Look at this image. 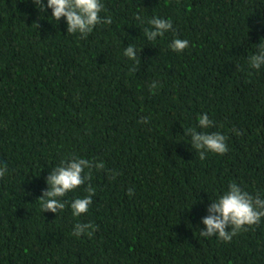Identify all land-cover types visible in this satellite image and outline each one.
Listing matches in <instances>:
<instances>
[{
    "label": "trees",
    "instance_id": "16d2710c",
    "mask_svg": "<svg viewBox=\"0 0 264 264\" xmlns=\"http://www.w3.org/2000/svg\"><path fill=\"white\" fill-rule=\"evenodd\" d=\"M102 3L111 22L83 37L33 0H0V264H264V219L229 242L199 234L229 183L264 193V68L246 63L264 0ZM153 16L175 31L149 42ZM204 112L228 151L201 160L188 130ZM73 156L104 162L60 197L92 187L89 211H43L49 175ZM78 221L93 228L75 236Z\"/></svg>",
    "mask_w": 264,
    "mask_h": 264
},
{
    "label": "clouds",
    "instance_id": "9594fccd",
    "mask_svg": "<svg viewBox=\"0 0 264 264\" xmlns=\"http://www.w3.org/2000/svg\"><path fill=\"white\" fill-rule=\"evenodd\" d=\"M33 4L41 12L47 8L51 9L49 17L55 21L64 18L67 25V33H79L86 37L93 29L103 23L109 24L111 16H102L104 9L102 0H33ZM144 36L149 42L157 41V37L162 38L166 33L175 31L171 18L153 16L147 21ZM189 46L188 39L174 37L168 47L177 53L182 52ZM139 49L136 45L130 44L123 49V55L135 61ZM246 63L251 69L260 70L264 68V40L255 44V51L246 58ZM156 87V83L151 85ZM147 118H145L146 122ZM215 127V122L210 119L209 114L204 112L197 118V126L190 128L191 143L199 153V158L203 160L207 153L224 154L228 151L227 136L219 131H208ZM197 128L200 131H197ZM235 131V129H233ZM95 167L97 170L104 168V162H93L83 157L73 156L62 159L56 169L49 175L48 184L50 190L46 191L41 199L43 211L57 213L63 210L66 204L70 207L73 217H80L89 211L92 204L95 189L89 187L88 195L75 197L68 200H61L66 192L74 191L82 185L88 178L85 169ZM7 166L0 165V177L8 173ZM132 189H129L131 192ZM208 211L211 213L203 218L202 222L206 229L200 231L201 237H217L220 240L229 242L241 230L247 226H252L264 219V193L249 192L241 185L232 182L216 196ZM93 228L91 223L77 222L73 226L72 234L80 236L89 232ZM90 234V233H89Z\"/></svg>",
    "mask_w": 264,
    "mask_h": 264
}]
</instances>
